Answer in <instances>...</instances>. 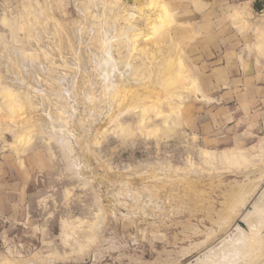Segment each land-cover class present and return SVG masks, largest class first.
Segmentation results:
<instances>
[{
	"label": "rangeland",
	"instance_id": "rangeland-1",
	"mask_svg": "<svg viewBox=\"0 0 264 264\" xmlns=\"http://www.w3.org/2000/svg\"><path fill=\"white\" fill-rule=\"evenodd\" d=\"M263 201L264 0H0V264L264 261Z\"/></svg>",
	"mask_w": 264,
	"mask_h": 264
},
{
	"label": "bare ground",
	"instance_id": "bare-ground-1",
	"mask_svg": "<svg viewBox=\"0 0 264 264\" xmlns=\"http://www.w3.org/2000/svg\"><path fill=\"white\" fill-rule=\"evenodd\" d=\"M264 202V201H263ZM257 209H258V207H257ZM260 209H262V208H260L259 207V209L258 210H260ZM264 209V208H263ZM260 212V211H259ZM263 212V211H262ZM262 212H261V214H262ZM260 214V215H261ZM259 216V215H258ZM262 216V215H261ZM262 217H264V215L262 216ZM264 225V224H263ZM237 227V226H236ZM239 231L241 232V230L239 229ZM239 231L237 232V230H236V232L235 233H239ZM239 236H240V238H241V236H242V234L240 235L239 234ZM234 237H236V239H238V237H237V235L235 236H233V237H230L231 238V240H228V241H226L225 243L223 242L222 244L223 245H225L227 242H232V239H234ZM241 240V239H240ZM235 241L236 240H234V243H235ZM242 241V240H241ZM248 240L247 239H243V241H242V245H240V247L238 246H233L234 244H228L227 245V247H229V250L231 249V248H235L234 250L233 249H231V252H232V256H231V258L230 257H225V259L226 260H228V258H230V259H233V260H235L234 262H235V264H241V261H243V260H245V262L243 261L242 263L243 264H250L251 262L253 263V264H263V262L264 261H262L261 260V256H260V254L258 253V252H260L261 250H256L255 248H251V247H248V246H246V244H245V242H247ZM237 243V242H236ZM264 244V243H263ZM219 245H221V244H219ZM219 245H218V247H219ZM222 245V246H223ZM230 245H232V247L230 248ZM254 245V244H253ZM225 247V246H224ZM227 247H225V248H227ZM216 248V247H215ZM214 249V248H213ZM220 249V248H219ZM219 249H217V250H219ZM228 249V248H227ZM227 249H223V250H226V254L228 253H230L229 251H227ZM222 250V251H223ZM221 251V252H222ZM216 252V251H215ZM218 253L220 252V250L219 251H217ZM214 253V252H213ZM218 253H216L217 255H218ZM257 253L259 254V256L257 255ZM219 254H221V253H219ZM223 254H224V252H223ZM227 254V255H228ZM222 257H224V255L222 256ZM221 257V258H222ZM230 259H229V261H230ZM223 260V259H222ZM221 260V262H223ZM226 260H224V261H226ZM231 262V261H230ZM233 262V261H232ZM224 264H226V263H224ZM230 264H232V263H230Z\"/></svg>",
	"mask_w": 264,
	"mask_h": 264
}]
</instances>
